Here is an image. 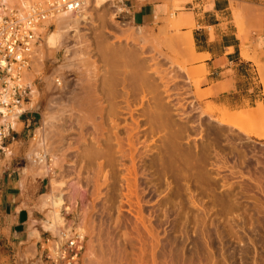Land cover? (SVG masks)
Segmentation results:
<instances>
[{"label": "rangeland", "instance_id": "obj_1", "mask_svg": "<svg viewBox=\"0 0 264 264\" xmlns=\"http://www.w3.org/2000/svg\"><path fill=\"white\" fill-rule=\"evenodd\" d=\"M185 2L186 0H182L174 3L170 12L172 17L169 18L170 14L167 17L168 23L171 20L177 24L181 22V17H185L182 14L185 10L180 6ZM88 4L83 10H87V13L74 16L71 23L69 22L74 30L64 38V50H48L45 47L44 34L38 32L40 41L31 73L36 97L32 101V108L29 105L25 107L33 119L29 129L32 131L26 138L29 144L25 150L26 157L37 149L36 142L33 141L34 131L44 128L50 155L61 159V168L55 180L68 183L62 192L64 199L69 204L79 193L76 205L72 206L70 213L65 214L68 228L73 227L72 230L78 233L77 229L83 227L82 223H86L89 232L84 235L83 255L79 264H99L97 260L102 258L107 264V261L111 264H253L254 261L260 264L264 257V141L252 138L253 136L250 137L242 131L233 130L216 120L224 113L240 115L239 122L242 125L250 128V131L258 130L264 125V82H253L252 96L256 95L254 100L258 102L254 104L257 109L251 113L260 117L246 119L239 111L253 108L231 110L224 105L207 101L212 96L209 93L213 89L202 90L207 73L203 71V67L194 66L198 60H190L188 49L186 51L179 45H174L173 48L164 45L160 54L154 52L151 46L142 51L141 44L144 40L153 41L167 34L176 38L184 35L182 25H178L174 31L169 28L168 33L163 36L160 32L166 29L164 23L157 22L146 27L120 25L114 21L116 10L111 5L99 10L94 8L93 3ZM115 4L116 2L114 6ZM89 8L94 10L92 15ZM84 15H89L90 18L82 20ZM139 29H143V34L139 39L141 43L136 44L133 42V33ZM54 30L56 26L51 29ZM131 36L133 39L130 40ZM102 47L106 49L102 50ZM107 49H111L114 55L105 53ZM128 49L137 50L144 57H141V60L149 65L147 67L150 70L147 72L158 83L161 100L154 95H148L147 100L142 101L140 93L139 97L136 94L137 98L127 97L126 88L128 86L131 89V86L130 82L127 83L126 76L133 72L129 62L124 61V55L130 51ZM103 56H107L106 59L111 56L110 61L117 59L114 62L115 65L120 64L117 65V70H109V63L113 62L108 63ZM90 68H95L92 71L97 70L99 89L103 88V81H113V95L117 93L113 102L116 100L117 104L112 102L111 105L123 106L118 110L115 106L114 109L120 115L117 120L120 125L118 134L120 133L121 138L125 137V148L126 137L134 125L132 117L126 111L129 109L127 99L130 100V108L134 113L136 111L135 117L140 116L142 124L137 132L139 135L134 134L135 145L138 147L135 154L138 162L136 195H133V187V191H130L129 187V184L134 185L133 177L129 174L132 168L128 157L129 150L124 152L126 157L117 151L113 156V167L105 160L106 157H103L108 153V146H102L106 140L101 137L102 130L99 129L98 123L103 119V122H106L105 128L109 129L106 136L115 139L112 118L108 119L106 116L107 110L111 108L110 103L108 104L111 100L104 103V106L107 103L108 107L104 108L106 110L103 112V118L97 115L96 112H100L101 107L99 110L94 101L90 104L92 107L89 106L93 110L88 109L94 113L87 111V102L84 104V101L87 71ZM155 69L160 70L161 76L154 73ZM108 71H115L116 74ZM259 73L264 77V71L260 68ZM110 76H114L113 79ZM57 79L61 82L60 86L56 83ZM159 103L165 106L170 125L161 128L152 124L150 128L148 117H154L153 111L157 110ZM141 104L145 106L142 107ZM96 106L98 111L95 110ZM135 106H141L142 109L140 107L137 110ZM227 109L239 113H231ZM143 112L148 114L147 119L142 116V121ZM86 113H90L91 118L96 113L93 120L97 124L91 119V124L86 128L83 124ZM92 122L99 127H94ZM96 128L98 129L95 132ZM17 130H21V127ZM89 132L93 138L96 137L94 140L101 141V147L99 142L96 144L97 141H92L94 143L91 146L96 149L91 147L93 153L90 158L95 157L91 159L85 157L86 147L82 142L83 135ZM138 136L142 138L139 139ZM111 144L113 143L110 142L109 145ZM113 147L118 149L115 144ZM96 152L102 154L98 155ZM79 174L84 192H77L79 189L75 186L79 182ZM44 179L41 196L51 190L52 178ZM41 196L39 207L43 202ZM84 209L88 212L85 213ZM139 209L144 226L141 220H138L140 214L136 211ZM40 213L31 222V225L37 222V230L41 229L39 221L45 219L44 213ZM146 228L151 231V235ZM50 234L43 233L42 240L32 239L30 243L22 244L16 250L0 248V264H39L40 247H46L44 241ZM141 248L146 253L143 256ZM94 256L98 258L94 259Z\"/></svg>", "mask_w": 264, "mask_h": 264}, {"label": "crops", "instance_id": "obj_2", "mask_svg": "<svg viewBox=\"0 0 264 264\" xmlns=\"http://www.w3.org/2000/svg\"><path fill=\"white\" fill-rule=\"evenodd\" d=\"M177 1L117 0V4L127 10L125 18L130 25L146 27L157 22L167 24ZM234 3L239 4L237 15ZM180 7L185 10L182 31L190 32L194 41L198 60L194 66L207 72L202 90L213 89L207 101L231 110L253 108L239 112L250 120L260 117L251 111L257 109L254 104L258 102L254 100L257 96H252L253 82H264L259 73V68L264 71V0H186ZM32 101L33 97L31 108ZM32 120L30 112L21 119V130H16L15 139L5 144L10 153L0 157V248L16 250L30 243L37 224L31 222L41 214L39 198L45 179H33L23 172L29 166L25 150ZM251 130L264 134V125Z\"/></svg>", "mask_w": 264, "mask_h": 264}, {"label": "bare ground", "instance_id": "obj_3", "mask_svg": "<svg viewBox=\"0 0 264 264\" xmlns=\"http://www.w3.org/2000/svg\"><path fill=\"white\" fill-rule=\"evenodd\" d=\"M114 2H115V0H93V5H94V8L95 9H99V10H102L103 8H105V7H107V6H109V5H111V7H113V8H115V6H114ZM88 3H90V2H87V4ZM86 4V5H87ZM88 5H90V4H88ZM87 6H85L84 7V9L83 10H85V8H86ZM233 7H234V12L236 13V15L237 14H239V12L237 11L238 10V7H239V4H237V3H234L233 4ZM90 9V12H91V15L93 14V12H94V10H93V8H89ZM81 11V13L80 14H83V13H87V10H86V12L85 11ZM240 16V15H239ZM73 15H71V14H66V15H63V16H61V17H59V18H57L55 21H50V22H46V23H44V25H43V27H41V28H39V30H38V32L40 31V32H42L43 34H44V36H45V38H44V41H45V47L48 49V50H50V51H61V50H64V38H66V35L68 34L69 35V33L70 32H73V27H71L70 25H69V22L71 23V21H72V19H73ZM113 17V16H112ZM82 20H88L89 18H90V16L89 15H84V16H82ZM114 21H116V18H117V12H115L114 13ZM174 20H171V22H169V23H167L165 26H166V29L164 28L163 30H161V32H160V34L161 35H163L164 36V34L166 35L167 33H168V29L169 28H172L173 29V31H174V29L179 25H181V22H178V24L177 23H175V22H173ZM117 22V21H116ZM51 24H54L55 26H56V30H54V31H51V30H48V27L51 25ZM117 24H118V22H117ZM121 25V24H120ZM130 24H128L127 26H129ZM124 26V25H123ZM122 27V26H121ZM133 28V27H132ZM130 29V28H129ZM142 30L143 29H139L138 31H136L135 33H133V38H135V39H133L132 38V36H131V38H129L130 40L131 39H133L132 41L134 42V43H136V44H138L139 42H140V38L142 37V34H143V32H142ZM123 31H125V30H123ZM129 31V30H128ZM167 32V33H166ZM130 34V33H129ZM160 34H158L159 36H160ZM132 35V34H131ZM146 35V34H145ZM38 36H39V38H40V34L38 33ZM135 36V37H134ZM148 36V35H147ZM167 36V37H166ZM166 36H164V37H157V39H155V40H144V43L143 44H141V49H142V51L145 49L146 50V48L148 47V46H151L152 48H153V51L154 52H159V54L161 53L160 51H161V47L162 46H164V45H169V46H171L172 48H173V46L174 45H179V46H181V47H183L185 50L186 49H188L189 50V58H190V60H193V59H197V56H196V52H195V48H194V41H193V38H192V35H191V33L189 32V33H185L184 35H182V36H177V38L176 37H169L168 36V34L166 35ZM154 38H156V37H154ZM119 39V38H118ZM141 43V42H140ZM87 44V43H86ZM86 46V45H85ZM87 46L88 47H90V45L89 44H87ZM138 47V46H137ZM170 47V48H171ZM37 48V47H36ZM36 48H35V55H36ZM106 48L104 47V49H103V47H102V50H105ZM115 50V49H114ZM128 50H130V49H128ZM127 50V51H128ZM139 50V49H138ZM135 51V50H134ZM134 51H129V52H125L126 53V55H124V58H125V60L124 61H127V62H129L128 64H130L131 66H132V70H133V72L131 73V75H130V73L128 74L129 76L128 77H130V78H128L127 76H126V80H127V83H129L130 82V84H129V86H131L130 88L131 89H129L128 88V86H127V88L126 87H124V88H126L127 90H126V92H127V97L128 98H130L131 96L132 97H136V94H137V96L139 95V93L140 94H142V101H144L147 97H148V95H154L156 98H158V99H160V89H159V87H158V83H156L155 82V80L153 79V78H151L150 76H149V73L147 72V70H150V69H148V67L147 66H149L145 61H143V60H141V57H143L142 55H140V52H137V50L134 52ZM187 51V50H186ZM100 52V51H99ZM105 53H109L111 56L112 55H114V52L111 50V49H107L106 50V52ZM120 53V52H119ZM119 53H117V54H119ZM100 55H105L104 53H99ZM122 54H124V53H122ZM107 55V54H106ZM120 55H121V53H120ZM79 56V55H78ZM108 57L109 59H106L107 58V56H103L104 57V59H106V61L109 63V62H113L112 64L111 63H109L110 65L108 66V68H110L109 70H111V68H112V70H115L116 68H117V65H120V64H117L116 63V65L114 64V62H116V60L117 59H115V61L113 60V61H110V59L112 60V57ZM125 56H127V57H125ZM114 57V56H113ZM116 57V56H115ZM114 57V58H115ZM113 58V59H114ZM122 58V57H121ZM121 58H119V59H121ZM126 58H127V60H126ZM144 58V57H143ZM155 61V60H154ZM153 61V62H154ZM126 62V63H127ZM119 63H121L120 61H119ZM158 63V62H157ZM114 64V66H116L115 68H114V66H112ZM127 64V65H128ZM90 65V64H89ZM94 66V65H93ZM122 66H123V63H122ZM121 66V67H122ZM129 66V65H128ZM96 67V66H95ZM127 67V66H126ZM93 68V67H92ZM120 67L118 66V69H119ZM123 68H125V66L123 67ZM95 69V68H94ZM94 69H92V70H94ZM97 69V68H96ZM127 69V68H126ZM91 70V68H90V70H88L87 71V84H86V94H85V91H84V94L86 95V100L84 101V104H85V102H87L86 103V106H87V111H88V109H90L89 108V106H91L90 104H91V102L93 103V101H94V103L97 105V106H99L98 108H99V110H100V107H101V110H100V112L98 111V108H97V106L95 107V110L96 111H98V112H96V113H98L97 115L98 116H102V118H103V112L107 109V105L109 104V105H111V104H113L116 100H114V102H113V98L115 97V95L117 94V93H115V95H113L114 93H113V88H114V86L112 85L113 84V81H108V79L106 80V82L104 83V81L102 82V81H100V82H102V85H103V88L102 89H99V85H100V83H99V85H98V83L97 82H99V81H97V73H96V71L97 70H95V71H92ZM117 70V69H116ZM120 70V69H119ZM118 70V71H119ZM117 71V72H118ZM129 71L131 72V70L129 69ZM203 71H205L206 72V70H205V68L203 67ZM109 73H112V72H110V71H108ZM119 72H121V71H119ZM124 72V71H123ZM127 72H128V69H127ZM115 73V71H113V73L112 74H114ZM122 73V72H121ZM154 73H157V75H159V76H161L160 74H161V72H160V70H158V69H155L154 70ZM207 73V72H206ZM116 74V73H115ZM114 74V75H115ZM120 74V73H119ZM99 76V75H98ZM104 77H106L105 75H104ZM103 77V78H104ZM110 77H112V76H110ZM114 77V76H113ZM113 77H112V79H113ZM158 77V76H157ZM102 78V77H101ZM108 78H109V76H108ZM125 78V77H124ZM131 78L133 79L132 81H131ZM163 78V77H162ZM111 79V78H110ZM109 79V80H110ZM111 79V80H112ZM164 79V78H163ZM162 80V79H161ZM32 82V81H31ZM111 82V83H110ZM123 82V81H122ZM132 82V83H131ZM118 83V82H117ZM124 84H125V82H123ZM115 84V83H114ZM121 84V83H120ZM123 84V85H124ZM84 85H85V83H84ZM102 85L100 86V87H102ZM118 86H119V84H117ZM116 87V86H115ZM120 87V86H119ZM33 89V100L35 99V97H36V90L34 89V88H32ZM83 89V88H82ZM81 89V90H82ZM116 89H117V87L115 88V92H117L116 91ZM129 89V90H128ZM123 90H125V89H123ZM119 92V91H118ZM120 93V92H119ZM83 94V93H82ZM135 94V95H134ZM83 96V95H82ZM118 96V95H117ZM81 97V96H80ZM84 97V96H83ZM139 97V96H138ZM82 98V97H81ZM137 98V97H136ZM82 100H83V98H82ZM111 100V101H110ZM138 100H140V98H138ZM147 100V99H146ZM161 100V99H160ZM77 101V100H76ZM108 101H110V102H108ZM122 101V100H121ZM105 102H108V104L106 103L105 104V106H104V103ZM113 102V103H112ZM125 102V101H124ZM160 102V101H159ZM99 105H98V104ZM144 103V102H143ZM79 104V103H78ZM115 104H117L116 102H115ZM126 104V103H125ZM127 104H128V106H129V109L128 110H126L127 112H128V114L132 117V121H133V123H134V125H132L131 126V128H130V130H129V134H128V136L126 137L127 138V148H125L124 147V142H123V139L125 138H121L120 136L121 135H119L118 134V130L120 129L119 127H120V125L118 124L119 122L117 121V120H119L120 118V115H119V112L117 111L118 110V108H123V106H117V105H115L116 107H117V110L116 109H114V108H116L114 105H111L110 107V109H108L107 110V112L108 113H106L105 115L106 116H108V119H109V117L110 118H112V127H114V128H112V129H114V136H115V139H114V141H113V139H111L110 137H108V136H106V133H108L107 132V130H109L107 127V129L105 128V124H106V122L104 121L103 122V119H102V122H100V123H98L99 125H100V127H99V125H96L97 124V122H95L94 120H93V118L96 116V113H95V116L94 115H92V116H94L93 118H91V115H90V111L91 110H93V109H90V111H88V112H90L89 114L88 113H86V114H84V123H83V121H82V123L84 124V126L87 128V126L88 125H90L91 124V121L93 120L96 124H94L93 122H92V124H93V126L95 127V125L96 126H98L99 127V129L101 128V130H102V133H101V137H102V139H103V137L105 138V140H106V143H102V146H103V144L104 145H106V146H108V149H107V151H108V153L106 154H104L105 156H103L104 158H105V160L108 162V164H110V166L111 167H113L114 165H115V162H114V158H113V156H115L116 155V153H117V151L118 152H122L123 153V155L125 156V154H124V152L126 151V150H129V152H130V154H129V158H130V160H131V162H132V168H130L131 169V171H130V177H133L132 179L134 180V185L132 186L131 184H129V187L131 188V190L130 191H133V189H134V191H133V195H136V193H137V186H136V178H137V167H136V164L138 163L137 162V159H136V157H135V154H136V152L138 151L137 149H138V147H137V145H135V141H136V139L134 140V138H136V137H134V134L135 133H137L138 131H139V129H140V125L142 124H140V116H139V118H136L135 117V113H136V111H135V113H134V110H132L131 108H130V100H128L127 99ZM126 104V105H127ZM161 104H163V103H161ZM160 103L157 105V110H154L153 112H155L154 113V117H148V121H149V123L151 124V126H150V128H152V124L154 125V126H159V127H161V128H166V127H169V125H170V123H169V121H168V119H167V113H166V110H165V106L163 107V105H161ZM82 105H83V103H82ZM93 105V104H92ZM101 105V106H100ZM144 105V104H143ZM81 106V105H80ZM84 107H86L85 105H83ZM141 106H142V104H141ZM140 106V107H141ZM145 106V105H144ZM144 106H142V107H144ZM92 107V106H91ZM106 107V109L104 110V108ZM132 107H133V105H132ZM140 107H136L135 106V108L137 109V108H140ZM142 107L140 108V109H142ZM120 108V109H121ZM127 108V107H126ZM135 108H133V109H135ZM23 109H25V108H23ZM82 109V108H81ZM135 109V110H136ZM26 110V109H25ZM84 110H86V108H84ZM123 110V109H122ZM121 110V111H122ZM125 110V109H124ZM138 110V109H137ZM144 110V109H143ZM24 110H22V112H23ZM120 111V110H119ZM140 111V110H139ZM138 112V111H137ZM141 112V111H140ZM92 113H94V111H92ZM91 113V114H92ZM133 113H134V116H133ZM255 113H257V112H255ZM141 114V113H140ZM148 114V113H147ZM147 114L145 113V112H143V114H141V117L143 116L144 118H146V116H147ZM152 114V113H151ZM153 115V114H152ZM256 115V114H255ZM112 116V117H111ZM129 116V118H131ZM252 116V115H251ZM135 117V118H134ZM143 117L141 118L142 119V121H143ZM105 118V117H104ZM92 119V120H91ZM96 119V118H95ZM101 119V118H100ZM147 119V118H146ZM146 119H144V120H146ZM14 120H17V118L16 117H14L13 118V121ZM125 120V119H124ZM126 120H129V119H126ZM110 121H111V119H110ZM141 121V122H142ZM147 121V120H146ZM145 121V122H146ZM216 121H218L220 124H222V125H228V126H230L233 130H238V131H242V132H244L245 134H247V135H249V136H253L254 138H257L258 140H263L264 141V134H255V133H253V132H251L249 129H248V127H245L244 125H242L239 121H241V116L240 115H233V114H230V113H224V114H222V116L219 118V119H217ZM15 122V127L17 126V128H19V127H21V125H20V123H16V121H14ZM118 122V123H117ZM3 123V121H0V126H1V124ZM82 124V125H83ZM108 124V123H107ZM148 125V124H147ZM107 126V125H106ZM109 126V125H108ZM144 127V126H143ZM97 129L98 128H96L95 129V132L97 131ZM143 129V128H142ZM155 129V128H154ZM153 129V130H154ZM145 130V129H144ZM143 130V131H144ZM152 130V129H151ZM172 130V129H171ZM17 131H19V130H17ZM43 131H44V128H37L36 130H35V135H34V138H33V141H35L36 142V147H37V149H34L29 155H28V159H29V166L27 167V168H24V170H23V172H24V174L27 176V177H29V176H31V177H35V178H38V179H44V178H52V181L50 182L51 183V190H50V192L48 193V194H46L45 196H43V202H42V206H40L41 207V212L42 213H44V216H45V219L44 220H42V221H40V226H41V229L40 230H37V229H34V230H32L31 231V239H37V240H42V234H43V232H45V233H51L52 235H54L55 236V238L56 237H61V233L63 232V231H66V232H68V233H70V231H73L72 230V228H68L67 226H68V222H67V219L65 218V216L68 214V213H70L71 211H72V206H75L76 205V203H77V201L79 200V193H77L78 195L77 196H75V200L72 202L71 201V203H69L68 204V201H66L65 199H64V197H63V190H65V188L67 187V182H57V180H55L56 179V177H57V174H58V172H59V169L61 168V166H60V161H61V159H59L58 158V156H51L50 155V153H49V150H48V143H47V138L45 137V135H44V133H43ZM99 131V130H98ZM142 130H140V132H141ZM142 131V132H143ZM146 132V131H145ZM110 133H111V130H110ZM176 133V132H175ZM98 135H100L99 133H97ZM112 134V133H111ZM138 134V133H137ZM141 134V133H140ZM83 135V134H82ZM139 135V134H138ZM172 135V134H171ZM174 135V134H173ZM176 135V134H175ZM174 135V136H175ZM179 135V134H178ZM139 137V136H138ZM137 137V138H138ZM140 138H142V137H139V139ZM94 139H96V137L95 138H93L92 137V135L90 134V132L89 133H85L84 135H83V137H82V142L84 143V146L86 147V149H85V157L87 158V159H89L90 158V155H92L91 153H93V151H91V147H93V146H91L92 145V143H94V142H92V141H97V140H94ZM98 142L99 141H97L96 142V144H98ZM101 142V141H100ZM100 142H99V144H100ZM107 142H108V145H107ZM110 142H112L113 144H111V145H109V143ZM116 145L117 146V148L118 149H116V147H113V145ZM96 146V145H95ZM100 147H101V144H100ZM104 147V146H103ZM102 147V148H103ZM93 148H95V147H93ZM96 149V148H95ZM106 149H104V150H106ZM94 150V149H93ZM103 150V149H102ZM91 151V152H90ZM95 151V150H94ZM106 151V152H107ZM98 152V151H97ZM96 152V153H97ZM99 152H100V150H99ZM102 152H104V151H102ZM95 153V152H94ZM121 153V154H122ZM98 154V153H97ZM100 154H102V153H99L98 155H100ZM119 154V153H118ZM128 154V153H127ZM98 155H96L95 154V156H98ZM92 157H94V156H92ZM91 157V158H92ZM126 157V156H125ZM90 158V159H91ZM95 158V157H94ZM103 158V159H104ZM88 161V160H87ZM60 162V163H59ZM128 170H129V168H128ZM24 175V176H25ZM59 177V176H58ZM78 179L77 180H79V182H77V184H75V186L77 185L78 186V191L77 192H79V191H83L84 192V187L81 185V183H80V181H82V180H80V174H79V176L77 177ZM58 179V178H57ZM129 181V180H128ZM130 183V182H129ZM136 183V184H135ZM131 185V186H130ZM132 187H133V189H132ZM74 188V187H73ZM77 188V187H76ZM261 188V187H260ZM65 194V193H64ZM42 198V197H41ZM70 200V199H69ZM139 204H137V206H138ZM139 207H141L140 205H139ZM92 208V207H91ZM85 210V209H84ZM88 211H87V209L85 210V213H87ZM139 212V213H138ZM141 209H139V211H136V213H138V214H140V215H138L139 217H140V219H138V220H141V222H142V224H143V226H144V220H143V217H141ZM67 213V214H66ZM66 214V215H65ZM138 217V218H139ZM87 222V221H86ZM82 225H83V227H79L78 229H77V232H78V234H80L79 236L82 238V239H84V235L85 234H88L89 232H88V229H87V225H86V223H82ZM81 225V226H82ZM85 225V226H84ZM94 229V228H93ZM91 230H92V228H91ZM146 230H147V228H146ZM148 231V233L151 235V231L150 230H147ZM127 235V234H126ZM30 239V240H31ZM31 242V241H30ZM241 244H243V243H241ZM101 246V249H102V245H100ZM142 249V248H141ZM146 250V249H145ZM142 252H141V254H142V256L143 255H145L146 253H145V251H144V249H142L141 250ZM102 252V251H101ZM103 253V252H102ZM145 253V254H144ZM94 254V253H93ZM92 254V255H93ZM96 256V255H95ZM94 256V259L96 258ZM103 257V256H102ZM102 257H100V258H102ZM98 258V257H97ZM96 258V259H97ZM262 260V262L260 263V264H264V257H263V259H261ZM260 260V261H261ZM97 262H99V264H107L106 263V261H104L103 260V258L101 259V260H97ZM108 262V264H111V263H109V261H107ZM138 262V261H137ZM140 262V261H139ZM255 263H253V264H259L258 262H256V261H254ZM154 263H156V262H154Z\"/></svg>", "mask_w": 264, "mask_h": 264}, {"label": "built area", "instance_id": "obj_4", "mask_svg": "<svg viewBox=\"0 0 264 264\" xmlns=\"http://www.w3.org/2000/svg\"><path fill=\"white\" fill-rule=\"evenodd\" d=\"M87 2L93 0H0V157L10 153L5 144L15 139L14 121L20 123L29 113L23 108L31 102V73L40 41L39 28L66 14L79 15ZM115 2L116 21L129 24L125 18L127 10ZM52 28L54 24L48 30ZM56 83L61 85L59 79ZM14 117L17 120L13 121ZM44 245L45 248L40 247L39 264H79L84 239L75 231H63L61 237L50 234Z\"/></svg>", "mask_w": 264, "mask_h": 264}]
</instances>
